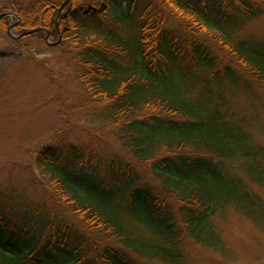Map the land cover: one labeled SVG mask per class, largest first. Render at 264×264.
<instances>
[{
	"label": "trees",
	"instance_id": "1",
	"mask_svg": "<svg viewBox=\"0 0 264 264\" xmlns=\"http://www.w3.org/2000/svg\"><path fill=\"white\" fill-rule=\"evenodd\" d=\"M165 1L187 23L181 38L160 25L165 5L151 1L135 18L134 5L121 8L131 7L127 0H76L60 18L88 94L110 102L104 116L118 124L126 159L111 158L104 171L84 163L75 146L45 147L37 165L45 187L53 186L46 196L65 212L44 215L0 195V264H185L186 239L223 249L215 220L229 207L264 230V124L256 126L260 137L230 103L245 93L257 108L264 97V44L238 37L264 15V0ZM94 3L111 8L114 26ZM59 5L0 0V13L18 15L17 34L40 24L56 37ZM132 19L134 41L123 33ZM11 20L0 18V33Z\"/></svg>",
	"mask_w": 264,
	"mask_h": 264
},
{
	"label": "rangeland",
	"instance_id": "2",
	"mask_svg": "<svg viewBox=\"0 0 264 264\" xmlns=\"http://www.w3.org/2000/svg\"><path fill=\"white\" fill-rule=\"evenodd\" d=\"M16 1L25 4L33 0ZM65 1L62 0L58 10ZM75 1L72 0L71 5ZM127 1L131 7L127 6L128 3L124 7L132 10L134 5L135 12L139 13L150 1L155 5H165L160 25L177 32L179 38L185 34L186 21L173 16L167 10L165 0H136L134 4L133 0ZM94 4L93 7L100 10L99 15L106 16L108 26H114L116 22L112 18L114 14L111 8H106L104 3ZM15 22L10 21L12 29L8 27L13 36L7 32L0 33V54L5 57L0 60V195L6 201L12 200L19 208L38 207L41 214L61 217L65 208L61 207L60 201L52 199V203L46 196L47 192H52L53 186L50 185V189L45 187L44 177L37 165V157L45 147L55 146L67 152L68 147L75 146L84 163H92V168L99 164L104 171L111 158H125L122 156L125 155L122 151L125 147L116 135L118 124H112L104 116L109 100L90 96L83 85L77 63L78 51L70 48L69 41L54 45L58 40L52 35V44L45 42V35L39 39L32 38L33 34L25 38L24 47H20L14 37L17 33L13 32V26L20 23ZM145 23V18L140 14L138 25ZM36 26L40 28V24ZM24 30L28 34L33 26ZM123 33L135 40L136 29L133 25L124 26ZM238 37L243 41L250 39L264 44V15L247 24ZM145 39L148 40V37ZM207 41L213 43L210 38ZM230 103L239 116L247 119V128L260 136L256 126L264 124V97L256 105L257 108L251 107L245 93L232 96ZM257 113L259 118L255 121ZM137 166L144 171L147 181L159 186L157 178L148 175L147 164L137 162ZM230 169L240 172L236 163H231ZM215 221L217 231L223 238V249H211L186 239L183 246L185 264H264L262 228L233 207L219 214ZM111 243L116 246L118 242L113 239ZM139 262L167 264L154 259H139Z\"/></svg>",
	"mask_w": 264,
	"mask_h": 264
},
{
	"label": "water",
	"instance_id": "3",
	"mask_svg": "<svg viewBox=\"0 0 264 264\" xmlns=\"http://www.w3.org/2000/svg\"><path fill=\"white\" fill-rule=\"evenodd\" d=\"M65 5V4H64ZM64 5H63V7H64ZM6 15V14H5ZM31 33H33V31H31V32H29L28 34H31ZM27 35V34H26Z\"/></svg>",
	"mask_w": 264,
	"mask_h": 264
},
{
	"label": "flooded vegetation",
	"instance_id": "4",
	"mask_svg": "<svg viewBox=\"0 0 264 264\" xmlns=\"http://www.w3.org/2000/svg\"><path fill=\"white\" fill-rule=\"evenodd\" d=\"M72 8V7H71ZM62 13V12H61ZM66 17V16H65Z\"/></svg>",
	"mask_w": 264,
	"mask_h": 264
}]
</instances>
